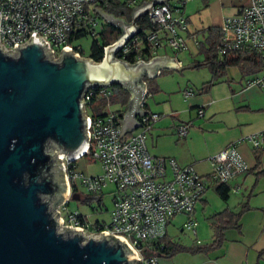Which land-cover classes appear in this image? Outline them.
<instances>
[{
  "label": "built area",
  "instance_id": "built-area-1",
  "mask_svg": "<svg viewBox=\"0 0 264 264\" xmlns=\"http://www.w3.org/2000/svg\"><path fill=\"white\" fill-rule=\"evenodd\" d=\"M187 1H168L152 6L147 15L156 28H149L142 34L137 22L139 32L130 37L114 56L135 63L153 57L163 44L177 51L186 49L187 40L181 32L188 26L183 11ZM141 3L140 0H0V41L7 49L15 50L13 46L16 42H25L35 32L49 43L54 58L59 57L66 45H70L79 56L89 57L74 40L79 33L94 37L104 30L108 22L94 7L106 10L118 4L129 8L130 18L113 14L131 22L134 8ZM220 27L222 38L219 54L241 49L255 51L263 61V69L251 75L246 83L264 87V0H249L239 13L227 16ZM142 51H150V57L144 58ZM130 53L134 54L133 61L127 58ZM184 93L189 97L193 90L187 89ZM112 94L110 85L89 86L84 92L85 114L90 118V138L85 152L79 156L73 159L62 156L70 192L56 209L63 219L62 225L79 226L87 233L99 234L108 230L123 236L138 254V260L133 264H159L156 250L163 247L160 239L167 233L171 220L176 215L189 214L190 218L184 226L196 233L197 221L192 214L210 182H230L237 175L247 172L251 166L238 144L246 141L254 149L263 150L264 129L228 143L210 157L211 172L202 174L193 164L180 165L174 157L156 156L149 152L147 135L161 116L158 112L149 111L151 116L148 111L140 114L138 120L142 125L129 133L120 134L122 121L118 118H122V115L112 108ZM96 96L105 100L107 110L97 113L93 109ZM197 114L203 115L204 107H199ZM189 127V123L178 124V134L185 137ZM86 155L101 162V174L89 176L75 170L77 161ZM78 183L89 193H103L108 183L114 186L113 191L119 192L113 199L109 222H96L89 214L78 209L68 210L64 214ZM148 250L154 253L149 255Z\"/></svg>",
  "mask_w": 264,
  "mask_h": 264
},
{
  "label": "water",
  "instance_id": "water-1",
  "mask_svg": "<svg viewBox=\"0 0 264 264\" xmlns=\"http://www.w3.org/2000/svg\"><path fill=\"white\" fill-rule=\"evenodd\" d=\"M166 2L141 3L134 8L131 22L94 7L121 29L119 37L104 46L100 61L79 56L70 45L54 58L49 43L35 32L25 42H16L15 50L0 41V264H133L138 260L123 236L62 225L56 208L70 192L62 156L73 159L88 146L86 88L121 83L130 90L128 109L118 118L123 134L142 125L137 112L148 111L140 108L146 96L142 76L154 77L160 67L177 66L168 54L135 63L114 56L139 32V18ZM72 197L78 199L80 194Z\"/></svg>",
  "mask_w": 264,
  "mask_h": 264
},
{
  "label": "crops",
  "instance_id": "crops-1",
  "mask_svg": "<svg viewBox=\"0 0 264 264\" xmlns=\"http://www.w3.org/2000/svg\"><path fill=\"white\" fill-rule=\"evenodd\" d=\"M145 1L149 0H142V3ZM168 1L178 3V0ZM248 3L249 0H188L184 4L183 11L188 26L181 34L187 40V48L177 51L163 44L153 55L173 56L177 66L160 67L159 74L154 77L142 76V80L146 83V96L140 108L160 114L169 112L160 116L148 132L147 147L152 155L174 157L180 165L193 164L202 174H208L211 172L212 155L218 153L231 141L264 129V87L246 83V80L255 73L242 77L244 81L240 80L239 84L238 81L232 84L228 72L224 76L215 78L212 70L202 64L206 58L205 48L209 45V29L220 27L227 16L239 13ZM185 65L202 70L203 80L198 92L186 85L182 89L186 104L178 105L181 102L178 96L176 98L178 104H170L171 110H167L169 105L166 99L157 100V106L153 107L150 100L163 89L162 83L165 77L163 73L183 68ZM147 78H155L159 90L150 93ZM209 81H213L210 86ZM187 89L193 90V94L189 97L184 93ZM161 102L166 105H161ZM199 107H204V114L201 116L197 114ZM121 109L123 118L128 104ZM139 116L137 112L135 114L137 120ZM180 123L190 125L185 137L178 134L177 127ZM133 130H125V132L129 133ZM238 148L249 162L250 169L230 180L231 191L226 200L218 194L215 184H210L202 199L196 204L192 216L199 225V211L203 213L204 220L208 223V216L214 212L226 208L237 212L247 204L249 207L241 215L240 226L226 229L221 246L208 252L183 251L172 257L160 256L157 253L159 264H264V149L257 152L246 141L239 143ZM249 193L251 194L247 197ZM197 224L195 234H197ZM210 232V240L185 244L192 247L210 244L211 228Z\"/></svg>",
  "mask_w": 264,
  "mask_h": 264
},
{
  "label": "trees",
  "instance_id": "trees-1",
  "mask_svg": "<svg viewBox=\"0 0 264 264\" xmlns=\"http://www.w3.org/2000/svg\"><path fill=\"white\" fill-rule=\"evenodd\" d=\"M108 12H112L115 14L124 15L127 18H130L131 16V9L122 7L120 5L115 6H109L106 8ZM141 27L142 34L145 32V30L149 28H156V25L152 23L148 19V15H143L139 18L137 21ZM121 34V29L114 26L111 23H106L104 30L101 32L99 36L92 37L91 42V49L88 53L84 51L83 48H81L78 45V48L81 49V51L93 58L96 61H100L104 55V45L113 42L116 40L119 35ZM86 35L85 33H79L76 38L82 37ZM222 38V29L221 27H211L209 29V37L208 42L209 45L207 48H205L206 52V58L203 61L202 64L207 65L212 72L214 73V77L218 78L220 76H224L228 72V68L230 66H237L243 75V77H246L250 74L258 73L263 69V61L259 57V55L253 51L248 49H241V50H231L228 53H225L224 55H220L218 52V47L220 44ZM70 40L72 41L73 38L70 37ZM151 55L150 51H142V56L144 58H149ZM128 60L133 61L135 59L134 54L130 53L127 55ZM148 81V91L150 93H154L157 90H159V87L155 81V78H147ZM213 83V81H209L208 85L210 86ZM113 89V94L110 98L112 106L118 105L116 110L120 112V114H123L122 107L126 106L128 104L129 98L131 96V92L128 88L123 87L121 83H113L110 85ZM97 101H100L101 103H105V100L100 97H95ZM97 113H99V110H96ZM256 150V149H255ZM259 152L260 150H256ZM258 163H259V155L257 156ZM210 184H215V189L218 192V194L223 198L227 199L230 195L231 186L229 185V182H219V181H211ZM209 184V185H210ZM78 187L75 186L73 193L78 192ZM251 193L247 194V197L250 196ZM72 196V195H71ZM82 195L78 199H81ZM82 199L93 202L97 201L99 204L103 202V193H88L85 197ZM249 205H243L242 208L235 212L229 208H226L222 211H217L208 216V224L212 230V242L210 244H205L203 246H189L183 242L176 241L173 239V237L167 233L165 236H163L160 239V242H162L164 245L162 248L157 249V253L160 256H167L172 257L175 254L183 251H210L215 248H218L221 246L222 242L224 241V232L226 229L231 227H239L240 226V218L244 210L248 209ZM100 219H97L96 222H99ZM159 242V243H160Z\"/></svg>",
  "mask_w": 264,
  "mask_h": 264
},
{
  "label": "rangeland",
  "instance_id": "rangeland-1",
  "mask_svg": "<svg viewBox=\"0 0 264 264\" xmlns=\"http://www.w3.org/2000/svg\"><path fill=\"white\" fill-rule=\"evenodd\" d=\"M142 1V0H140ZM92 37L91 35H84L82 37L76 38L74 43L79 45L84 49L86 53H88L91 49ZM202 58V57H200ZM201 68H192L188 65L183 66V68H178L174 71H168L163 73L165 76L163 79V89L156 93L154 97L151 98L150 103L153 107L157 106V100L161 101L166 99L167 105L169 108L167 110H171L170 104H178L176 102V98L180 97V103L178 105H183L182 103H187L184 98L182 89L185 88L186 85L194 89L198 92V88L202 84V72ZM241 72L237 66H230L228 70V77L233 84L240 80L244 81L243 75L241 76ZM243 77V78H242ZM242 82V81H241ZM156 101V102H155ZM161 105L165 106L164 102H161ZM118 105H114L113 108H118ZM176 106V105H174ZM107 106H105L100 101L93 102V109L99 111L107 110ZM175 108V107H174ZM192 111V110H190ZM169 114V112H167ZM167 113H162L161 116L166 115ZM75 170L79 173H84L86 175H98L103 172L102 164L99 160L92 158L90 155H86L81 157L75 166ZM114 186L112 184H107L104 187L103 191V202L99 204L97 201L88 202L84 199L86 195H88V191L86 188L78 183V193L82 195L81 199H75L72 196L69 199V203L67 205V210H64V214L68 212V210H80L82 213L89 214L93 220H103L109 222L111 218V209L113 206V199L119 192L113 191ZM199 208V207H198ZM190 218L189 214L183 215L179 214L174 219L172 224L168 227L169 234L173 237L174 240L180 241L183 243L194 244L201 243L205 240H210L211 232L210 226L204 220L203 213L199 211L198 220L199 225L197 224V234L192 231V228H187L184 226V223L188 221ZM203 243V242H202ZM154 251L148 250L147 254H153Z\"/></svg>",
  "mask_w": 264,
  "mask_h": 264
}]
</instances>
